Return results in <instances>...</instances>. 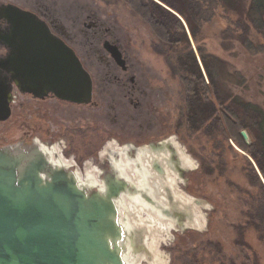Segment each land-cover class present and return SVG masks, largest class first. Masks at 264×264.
<instances>
[{
  "label": "rangeland",
  "instance_id": "obj_1",
  "mask_svg": "<svg viewBox=\"0 0 264 264\" xmlns=\"http://www.w3.org/2000/svg\"><path fill=\"white\" fill-rule=\"evenodd\" d=\"M246 2L249 5L251 0ZM0 3L16 4L47 19L55 32L63 38L70 37L69 42L93 74L101 72L98 57L105 52L100 50L104 51L105 43L117 38L151 92L143 110L132 106L120 113L119 120L115 112L110 115L96 94L98 107L79 106L81 115L70 113L63 121L57 105L56 111L48 114L50 101L39 103L15 91L12 116L0 122V145L30 143L38 138L40 143L55 145L63 158L85 173L110 168L107 150L114 145L142 146L171 140L177 149L179 143L195 168L182 161L178 188L186 196L194 197L195 203L190 208L182 206L173 196L174 190H165L173 200H163L154 186L165 204L175 203L193 214L191 220L185 215L175 224L149 210L163 222L174 224L169 234L163 232L156 242V251L163 255L161 262L264 264V176L245 148L253 143L255 133L247 131L250 141L237 140L223 117L226 100L231 96L264 110V34L249 18L202 0L201 9L194 14L196 37L183 19L189 41L182 40L180 31H174L175 39L169 43L126 0H0ZM192 51L208 86L204 91L201 86L204 104L199 110V122L191 114L193 100L188 86V79L201 76L194 70ZM203 55L209 60L211 75ZM127 205L132 211L135 204ZM197 205L205 215L201 226L192 209ZM129 210L126 214L133 227L137 231L144 229L143 241L132 239L139 263L152 264L150 259L155 255L147 240L154 234H150L146 224H139V213L130 215Z\"/></svg>",
  "mask_w": 264,
  "mask_h": 264
},
{
  "label": "water",
  "instance_id": "obj_2",
  "mask_svg": "<svg viewBox=\"0 0 264 264\" xmlns=\"http://www.w3.org/2000/svg\"><path fill=\"white\" fill-rule=\"evenodd\" d=\"M0 19L7 23L0 43L8 51L0 61V121L12 116L15 88L78 104L93 101L91 73L44 18L0 3ZM108 50L125 64L117 45ZM242 135L250 140L246 130ZM101 175L98 187L81 184L77 170L55 164L37 140L0 145V264H128L118 201L140 188L112 165Z\"/></svg>",
  "mask_w": 264,
  "mask_h": 264
},
{
  "label": "bare ground",
  "instance_id": "obj_3",
  "mask_svg": "<svg viewBox=\"0 0 264 264\" xmlns=\"http://www.w3.org/2000/svg\"><path fill=\"white\" fill-rule=\"evenodd\" d=\"M41 144L55 164L67 165L71 168L74 167L71 162L62 157L60 150L58 151L56 147H49L43 143ZM176 146L178 153L181 156V160L189 168H195L194 161L189 157L185 149L179 143H177ZM115 148L117 147L114 145L113 148H108L107 150V157L110 166L112 165L113 167L118 169L125 178H127L130 182L137 184L140 188L138 194H124L123 197L118 201V206L121 212V221L127 231V252L125 253V259L128 264H137V262L138 264H141L139 263L140 257L137 256L138 252L135 248V242L139 243V239L140 241H143L142 232H144V229L139 228V231H137L133 227L128 215L126 214V212L128 213L129 210L127 203H133L135 205H132V211L129 210L130 215H133V212L139 213L138 215L141 216L139 224H146V226L151 231L150 234H154L152 235V238H149L147 240L149 248L154 251L155 255L154 258L150 259L152 264H164L163 262H161L163 255L158 253L159 250L156 251V242H158V237L161 236L163 232L169 234V229L171 227H174V224L171 222H175V224H178L179 218L185 215L187 216V219L191 220L193 215L188 208L191 207L192 202L195 203V198L192 196H186L185 193H181L180 189L178 188V185L181 182V179L178 177V175H182L183 169H179L178 174L171 168H168L165 172L164 177H158L156 175L152 176L151 172L148 170V167L145 165L148 164L149 166L151 165L152 168H156L155 164L152 165V156L150 153L149 155H145L146 157L144 158V160L146 163L144 164L143 160H130L126 156H124L126 150H115ZM153 158H156V155H154ZM77 172L81 184L90 187H98L102 185V170L100 172L88 171L85 173H81L77 169ZM159 172L163 175V171L160 170ZM150 180L152 181L153 186L158 188V194L161 198H163V200H173V197L167 195V191L169 192V190H174L173 196L177 199V202L179 204H182V206L188 208L183 210L179 208L175 203L170 206L165 204L163 200L159 198L156 189L151 185ZM168 187L170 189H167ZM165 190L167 191L165 192ZM149 196H153L155 200L150 201ZM192 209L195 212V220L197 224L201 226V224H203L202 221L205 219L204 213L202 212V210H200L201 208L199 205H197L196 208L194 207ZM149 210H151L159 218L170 220L171 222H163L162 220L155 217L152 213H150ZM183 225L184 227H186L185 224ZM133 237L136 239L135 242L132 241ZM142 247L145 248L144 246ZM132 256H134V258Z\"/></svg>",
  "mask_w": 264,
  "mask_h": 264
},
{
  "label": "trees",
  "instance_id": "obj_4",
  "mask_svg": "<svg viewBox=\"0 0 264 264\" xmlns=\"http://www.w3.org/2000/svg\"><path fill=\"white\" fill-rule=\"evenodd\" d=\"M133 7H135L156 29L157 33L165 38L167 41L172 42L175 39V32L180 31L182 33V40L189 41L187 32L185 30V24L183 19L187 21L190 26L192 34L196 37V30L194 26V14L195 11L201 9L202 0H126ZM212 3L226 8L229 11L239 12L244 14L249 20H251L257 29L264 34V0H251L248 5L246 0H210ZM194 60L195 68L198 71L199 66L197 63L194 52H191ZM203 61L210 73L211 66L208 63V59L203 55ZM192 71V69L190 68ZM194 72V71H193ZM196 76H197V73ZM216 74L218 72L216 71ZM200 77H196L194 80L188 79V86L192 91L193 109L191 114L196 121H200L199 110L203 108L204 102H202V88L207 90V85L204 83L202 74ZM200 78V80H199ZM212 84L215 86L214 78L211 77ZM195 81V84H194ZM201 83H203L201 85ZM194 84V85H193ZM205 84V85H204ZM218 88V85L215 87ZM227 101V106L224 108L225 115L223 116L228 123L229 131L231 135L237 140L244 139L242 132L244 130H251L255 133V139L253 143L246 146V150L251 153L259 165V171L264 176V110L255 104L250 102H243L238 96H231ZM225 103V102H223ZM190 114V115H191ZM199 119V120H197ZM249 132V131H248ZM250 141V140H249ZM257 165V166H258Z\"/></svg>",
  "mask_w": 264,
  "mask_h": 264
},
{
  "label": "flooded vegetation",
  "instance_id": "obj_5",
  "mask_svg": "<svg viewBox=\"0 0 264 264\" xmlns=\"http://www.w3.org/2000/svg\"><path fill=\"white\" fill-rule=\"evenodd\" d=\"M40 15V14H39ZM41 16V15H40ZM42 17V16H41ZM44 18V17H42ZM45 19V18H44ZM47 21V19H45ZM49 23V21H47ZM7 25L5 20L0 19V29ZM51 28L54 30L51 23H49ZM96 26H98L96 24ZM97 31V30H96ZM59 32V31H58ZM98 33V32H96ZM98 39H101V36L96 35ZM69 37V36H68ZM68 37H65V41L75 49L78 54L76 48L69 42ZM70 38V37H69ZM74 38L78 40V35H75ZM97 39V38H95ZM111 45H117L123 53V57L125 59V64L121 65L110 53L109 45L105 43L104 55L99 56V69L101 68V72H97L95 74L91 73V77L93 80V101L90 104H78L75 102L67 101L56 97L54 94L44 95L43 97H36L34 94H25L29 95L33 100L43 103L50 101L51 103L47 106L46 111L48 114H52L53 110L56 111V107L60 109V118L63 121H66L69 114H80V111L77 110L79 106H92L98 107L99 101L103 102L109 110L110 115L115 112L116 117L118 120L120 119V113L129 110L132 106L136 109H142L146 104V100H149L150 89L148 84L143 82L139 76L138 71L135 68V65L129 60V57L126 55L123 46L120 44V41L117 38H114L110 42ZM97 48H93V51H97ZM8 53L6 47L0 43V61L3 59L6 54ZM79 55V54H78ZM80 57V55H79ZM81 58V57H80ZM82 60V58H81ZM84 66L86 67L85 62L82 60ZM87 68V67H86ZM10 76V74H8ZM0 78L3 80L5 78V72L0 67ZM19 91L18 88L13 89L12 91V99L15 100L16 92ZM19 93H22L19 91ZM23 94V93H22ZM96 94L100 98L98 101L95 98ZM142 94L143 97H141ZM145 98V99H144ZM1 101V99H0ZM13 103V102H12ZM37 114V113H36ZM4 122V121H0ZM33 140H37L39 143L38 138H33ZM171 140H165L158 143H153L150 145H142V146H134L132 144H126L120 148H115V150H126L124 156H126L130 160H143L146 157L145 155L152 156V165L155 164L156 168H152L151 166H147L148 170L152 172V175H156L158 177H164L165 172L168 168H171L175 172L179 174V169H183V164L181 160V156L178 153V150L173 146ZM49 147H55L47 145ZM156 155V158L153 156ZM74 166V165H73ZM110 167V166H109ZM73 169L77 170L75 167ZM109 168H106L108 170ZM163 171V175L159 171ZM153 186L152 182H150ZM154 187V186H153ZM155 188V187H154Z\"/></svg>",
  "mask_w": 264,
  "mask_h": 264
}]
</instances>
